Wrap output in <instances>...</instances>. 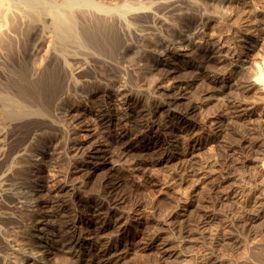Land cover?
Listing matches in <instances>:
<instances>
[{
	"label": "rangeland",
	"instance_id": "374dc122",
	"mask_svg": "<svg viewBox=\"0 0 264 264\" xmlns=\"http://www.w3.org/2000/svg\"><path fill=\"white\" fill-rule=\"evenodd\" d=\"M187 1L156 14L147 30L132 25L117 57L93 58L76 70L79 79L70 81L76 85L55 101V119L72 124L70 148L57 120L33 118L40 124L21 151L24 165L13 190L22 222L1 226L8 248L0 251V264H264V92L249 73L264 58V29L247 30L264 22V0ZM150 99L164 102L153 107ZM99 108H110L113 130L126 125L136 135L148 119L168 120L174 111L189 113L199 127L188 135L168 133L169 143L157 152L133 134L129 149L113 155L109 123L95 119ZM22 126L11 131V141ZM77 148L84 158L74 159ZM111 186L116 208L110 215L98 211L97 195ZM34 200L41 212L32 210ZM72 220L85 226L83 241L69 238ZM35 248L44 253H32Z\"/></svg>",
	"mask_w": 264,
	"mask_h": 264
},
{
	"label": "bare ground",
	"instance_id": "6f19581e",
	"mask_svg": "<svg viewBox=\"0 0 264 264\" xmlns=\"http://www.w3.org/2000/svg\"><path fill=\"white\" fill-rule=\"evenodd\" d=\"M179 1L182 4V0H0V105H3L2 107L0 106V232L1 226L4 227L5 224L22 222L20 216L17 217L18 214H16L17 216L15 215L16 198L13 192L15 191L14 189L18 181H20L19 174L22 173V168L20 169V167H22V164L24 165L22 162L23 158L25 159V156L21 155V151L23 150V147H25L28 138H30V135L35 130L37 123L40 124L39 119L33 118L38 116H46V119H49L52 123H55L57 120L56 124H59V128H62L61 131L64 134V148H70L69 145L73 142L71 135L72 124L69 122V120H66L62 124L59 123L58 119H55V101L57 97L61 95L60 93H65L64 91L67 87V89H69V87L72 89V86L76 85L75 82H70L71 78H74L73 81L79 79L78 77L80 75L78 74L80 72H76V70L78 68L80 69L83 64H87V66H89L93 61V58L101 59L102 56L103 58L104 56H111L112 58H115V56L118 54V49L122 47V41L124 40V37L130 33H128V31L133 30L132 28L135 25L141 28L144 26L143 30H145L147 27H150L147 25L145 28V24L147 22L150 23L149 21L153 20L156 17V14L158 15V13L163 12L164 10L165 12L169 11L171 8L174 9V7H176L175 4ZM196 1L199 3V0ZM188 2L189 1H187V3ZM190 2V5L197 4V2L193 3L194 0L191 3ZM231 3V6L235 5L233 2ZM151 12H154L155 15H152ZM164 15L166 14L164 13ZM256 21L255 23L253 22L254 24L251 26L249 25L247 30H263L264 22H262V20ZM133 32L131 31V33ZM47 40L49 43L48 47L45 48L44 43ZM196 46L198 47V45ZM201 46L203 50H208L212 47V45L208 44ZM230 48L232 47H229V49ZM42 50H45L46 52L44 51L45 55H43V57L41 56L42 58H40V53ZM197 50L198 49L195 51ZM236 51L237 47L235 52ZM117 60H119V58ZM93 65L94 64H92V66ZM249 68V73L253 75V83L258 85L256 87L264 92V58H262L260 61H256L254 65ZM6 70L10 71V74H8ZM82 71L85 70L83 69ZM4 73L7 75H4ZM126 79L128 80V77ZM131 80H128L129 89H131L130 85H132L130 84L132 83ZM125 83H127V81L124 82V84ZM152 94L151 92L148 94L149 98ZM77 98L79 97L77 96ZM150 100L149 105L153 107L162 105L164 102L163 100L161 101V99L160 101L155 99L151 101ZM106 102L104 103L106 104ZM100 108V111L96 115L95 119H98V122L100 123H109V125L106 127V133L111 135L110 153L113 155H119L121 152L129 149L127 141L128 139H131L130 137H132V135L135 133H133V130L126 125H122L120 128L113 130V113L111 112L110 108ZM2 109L4 112H2L1 115ZM5 112L6 114H9V116L12 115L11 119L8 116V119L10 120L5 121L1 118V116H4ZM188 114L189 113L185 111H174L170 114L168 120L160 119L158 123H156L157 121L155 119L150 118L146 121L147 123L145 129L142 128V132L139 135H136L137 133L135 134L136 139L138 138V140H135L141 142V140L147 138L148 141L145 145V149H147V151L149 150L151 152H157L161 149V147H166L165 145L169 143L167 137L168 133L179 130L182 132L181 134L188 135L192 134L198 129V122L189 119ZM14 115H16V119L13 117ZM25 117H29L25 123L22 120L23 124L21 125H23L25 128H23V131L21 130L22 132L19 129L20 136H17V139L11 141L10 138L14 135L10 134L11 131H14V128L16 129L18 126H21L17 123L15 124V122ZM6 118L7 117H5V119ZM110 123H112V125H110ZM74 154V159L75 157L84 158L86 152L85 150L77 148V151ZM261 156L264 158V154H261ZM68 158L69 161L72 160V156H68ZM261 161H263L262 168H264V159ZM132 174L134 173L132 172ZM37 186H42V189L47 188L45 185ZM115 190V186H111L109 188L105 187L102 191L100 190L101 192H99L97 195L99 196L100 200L97 204L98 211L106 210V213L110 215L115 212L116 207H113L115 204V199L113 198L115 196ZM235 192L242 193V190L236 189ZM31 200L32 199H30V201ZM34 201L31 202V205L32 203L34 204L33 207H31L32 210L39 209L41 212V203L39 201H35L34 203ZM31 205H29V208ZM247 206H242L244 210V213L242 212L244 217L248 216L245 213ZM260 207L264 209V201L260 203ZM2 208H4V210L8 209V211L2 212ZM7 212L10 214H4ZM48 217L49 216L47 215V218ZM41 226L46 228L45 226H47V224H43ZM84 227L85 226H77L76 221L72 220L69 225V229H71L69 232V238L83 241ZM3 232L4 231L2 230V233ZM125 232L126 231L124 229L121 234L123 235ZM1 239L0 251H4L3 249L7 246L5 247L3 245L4 241H1ZM34 242L42 245V241L40 240H34ZM35 250L36 253H44L43 248H35L33 249L32 253L35 252ZM29 253L27 254L29 255ZM1 255L2 254H0V257ZM45 258V254L40 257V259H44V261ZM50 261L52 260L50 259Z\"/></svg>",
	"mask_w": 264,
	"mask_h": 264
}]
</instances>
